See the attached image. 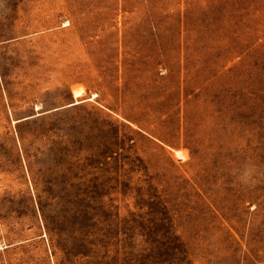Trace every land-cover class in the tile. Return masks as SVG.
I'll list each match as a JSON object with an SVG mask.
<instances>
[{"label": "rangeland", "instance_id": "rangeland-1", "mask_svg": "<svg viewBox=\"0 0 264 264\" xmlns=\"http://www.w3.org/2000/svg\"><path fill=\"white\" fill-rule=\"evenodd\" d=\"M0 264H264V0H0Z\"/></svg>", "mask_w": 264, "mask_h": 264}]
</instances>
